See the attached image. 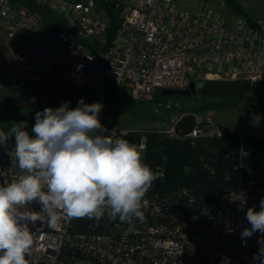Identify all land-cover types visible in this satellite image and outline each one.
Masks as SVG:
<instances>
[{
  "label": "built area",
  "instance_id": "built-area-1",
  "mask_svg": "<svg viewBox=\"0 0 264 264\" xmlns=\"http://www.w3.org/2000/svg\"><path fill=\"white\" fill-rule=\"evenodd\" d=\"M31 1L63 16L67 27L56 33L36 14L11 0H0V33L20 52L10 77L21 85L62 72L77 90H95L111 80L116 96L139 104L154 99L162 89H183L191 81H264L261 19L252 23L232 11L205 5L192 12L181 8L178 0H105L120 8V26L108 44V23L96 14L100 0ZM195 116L189 134L178 136L173 127L170 136L195 144L222 134L221 126ZM99 119L124 139L136 131L113 125L111 112ZM260 135L264 138V131ZM147 140L143 132L136 144L145 150ZM14 145V137L0 144V184L22 174ZM249 155L247 148H240L236 183L217 200L202 201L186 186L168 187L161 163L153 169L158 175L144 197L142 220L121 222L105 211L100 218L30 224L33 244L26 260L28 264H260L254 256L262 234L254 233L246 243L241 237L251 227L247 210L259 211L264 198V181L245 170L243 159ZM32 207L39 211V206Z\"/></svg>",
  "mask_w": 264,
  "mask_h": 264
},
{
  "label": "clouds",
  "instance_id": "clouds-1",
  "mask_svg": "<svg viewBox=\"0 0 264 264\" xmlns=\"http://www.w3.org/2000/svg\"><path fill=\"white\" fill-rule=\"evenodd\" d=\"M69 103L36 112L31 134L27 121L0 130V144L15 138L22 173L0 184V264H28L29 225L38 221L52 225L61 219L100 218L105 211L121 222L143 219L144 197L158 175L143 160L144 145L101 124L102 102L85 104L81 98L74 109ZM246 219L251 227L241 237L246 243L254 233L262 234L254 259L264 264V198L259 211L247 210Z\"/></svg>",
  "mask_w": 264,
  "mask_h": 264
},
{
  "label": "rangeland",
  "instance_id": "rangeland-1",
  "mask_svg": "<svg viewBox=\"0 0 264 264\" xmlns=\"http://www.w3.org/2000/svg\"><path fill=\"white\" fill-rule=\"evenodd\" d=\"M197 1L214 10L231 12L224 0ZM239 1L246 11L264 21V0ZM96 14L109 24L103 7L99 6ZM19 57L20 52L0 33V80L3 83L0 130H9L15 123L27 121L26 130L31 133L36 112L43 111L45 107L59 108V100L72 92L73 86L62 72L37 84L21 85L10 77ZM242 95L211 97L200 92L196 95H161L160 91L152 100L126 104L122 97L116 96L115 83L105 80L93 91L88 104L102 102L103 109L99 115L111 112L113 125L133 130L161 129L168 132L183 115L193 113L218 124L221 130L226 128L260 135L264 131V83Z\"/></svg>",
  "mask_w": 264,
  "mask_h": 264
},
{
  "label": "trees",
  "instance_id": "trees-1",
  "mask_svg": "<svg viewBox=\"0 0 264 264\" xmlns=\"http://www.w3.org/2000/svg\"><path fill=\"white\" fill-rule=\"evenodd\" d=\"M224 1L232 12L244 16L248 21L253 23L258 19L246 11L239 0ZM99 6L108 15L106 37L109 44L120 26V8H116L114 2L105 0H100ZM262 83L253 84L252 90ZM143 132L148 138L144 162L152 170L164 163L167 186L189 187L202 201L217 200L222 192L234 187L241 147L250 151V155L243 159L246 172H254L264 181V138L261 135L223 128L220 136L200 138L192 144L187 138L170 136L161 129H146L133 131L125 139L136 144Z\"/></svg>",
  "mask_w": 264,
  "mask_h": 264
},
{
  "label": "water",
  "instance_id": "water-1",
  "mask_svg": "<svg viewBox=\"0 0 264 264\" xmlns=\"http://www.w3.org/2000/svg\"><path fill=\"white\" fill-rule=\"evenodd\" d=\"M14 4L23 7L39 16L42 21L54 32L59 33L67 27V21L59 14L49 12L47 7L31 0H11ZM253 84L250 79L238 80H215L210 79L205 82L197 83L191 81L189 86L183 89H162L161 95H196L201 92L205 96H223L231 94H249ZM93 90L90 88L81 89L67 93L59 100V107L65 102L69 103V108L77 107L78 101L83 98L84 103L88 104ZM196 123V116L193 113L183 115L175 124L174 132L178 136L189 134Z\"/></svg>",
  "mask_w": 264,
  "mask_h": 264
},
{
  "label": "crops",
  "instance_id": "crops-1",
  "mask_svg": "<svg viewBox=\"0 0 264 264\" xmlns=\"http://www.w3.org/2000/svg\"><path fill=\"white\" fill-rule=\"evenodd\" d=\"M178 4L181 8L192 12H197L202 8V6H204V4L198 2L197 0H178Z\"/></svg>",
  "mask_w": 264,
  "mask_h": 264
},
{
  "label": "flooded vegetation",
  "instance_id": "flooded-vegetation-1",
  "mask_svg": "<svg viewBox=\"0 0 264 264\" xmlns=\"http://www.w3.org/2000/svg\"><path fill=\"white\" fill-rule=\"evenodd\" d=\"M73 91H77V89H74V88H73L72 92H73Z\"/></svg>",
  "mask_w": 264,
  "mask_h": 264
}]
</instances>
